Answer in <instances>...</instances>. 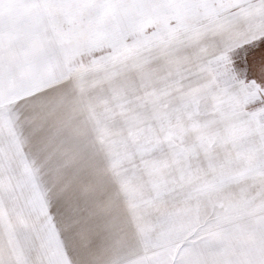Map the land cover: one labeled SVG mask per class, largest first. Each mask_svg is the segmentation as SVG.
<instances>
[{"label":"snow or ice","instance_id":"obj_1","mask_svg":"<svg viewBox=\"0 0 264 264\" xmlns=\"http://www.w3.org/2000/svg\"><path fill=\"white\" fill-rule=\"evenodd\" d=\"M0 264H264V0H0Z\"/></svg>","mask_w":264,"mask_h":264}]
</instances>
